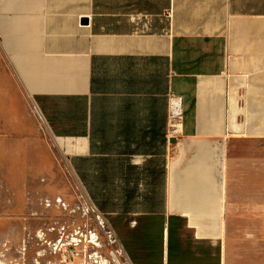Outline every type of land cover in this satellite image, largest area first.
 <instances>
[{"label":"crops","instance_id":"crops-1","mask_svg":"<svg viewBox=\"0 0 264 264\" xmlns=\"http://www.w3.org/2000/svg\"><path fill=\"white\" fill-rule=\"evenodd\" d=\"M51 149L134 264H192L223 232L264 264V0H0V208Z\"/></svg>","mask_w":264,"mask_h":264},{"label":"rangeland","instance_id":"rangeland-1","mask_svg":"<svg viewBox=\"0 0 264 264\" xmlns=\"http://www.w3.org/2000/svg\"><path fill=\"white\" fill-rule=\"evenodd\" d=\"M47 161V172L35 175L26 190L13 191V183L2 181L0 264H89L94 258L90 255L96 253L102 256V264H116L111 251L119 246L109 236V224H101L97 218L81 181L56 150L51 149ZM110 223L124 245L126 225ZM229 235L234 232H223L219 239L195 238L197 256L192 264H222L225 243V264H253L257 258H253L251 240H235ZM60 240L66 243L61 250ZM239 247L241 252L236 253ZM261 258L259 255L258 260L264 256Z\"/></svg>","mask_w":264,"mask_h":264},{"label":"built area","instance_id":"built-area-1","mask_svg":"<svg viewBox=\"0 0 264 264\" xmlns=\"http://www.w3.org/2000/svg\"><path fill=\"white\" fill-rule=\"evenodd\" d=\"M169 102H170V133L171 135L175 136L181 132V125L183 124V120L185 118V104H184V97L180 94H176L175 92H170L169 95ZM34 111L40 117V112L37 109V106H34ZM41 118V117H40ZM89 203L93 210L97 213V218L99 219L101 224L108 223L110 226L109 236L113 239L114 243H117L119 248L113 249L111 251L112 258L116 264H134L130 256L128 255L124 245L119 241L118 235L114 230L113 226L111 225L109 219L100 212L96 206L89 200ZM79 240V239H78ZM61 242V240H60ZM120 242V244H119ZM73 243V242H72ZM79 242L75 241V245H78ZM66 246L65 242H61L59 249H63ZM90 257H94L92 262L89 264H102L101 255L97 253L94 256L90 255ZM73 264V263H71ZM85 264V263H84Z\"/></svg>","mask_w":264,"mask_h":264},{"label":"bare ground","instance_id":"bare-ground-1","mask_svg":"<svg viewBox=\"0 0 264 264\" xmlns=\"http://www.w3.org/2000/svg\"><path fill=\"white\" fill-rule=\"evenodd\" d=\"M196 164H197V163H196ZM198 165H199V164H198ZM200 165H201V164H200ZM196 166H197V165H196ZM196 166L194 165L195 168H196ZM194 167H193V168H194ZM188 168H189V167H188ZM205 168L207 169V167H205ZM208 168H209V166H208ZM198 169H199L198 171H199L200 173H201V170L204 171V169H203L202 167H201V168H198ZM200 169H201V170H200ZM187 170L189 171V169H187ZM195 170L197 171V169H195ZM195 170H193V172H194ZM203 171H202V174L199 173L200 175H198V173L196 172L195 175H196V176L198 175L199 177H200L201 175L204 176V174H203L204 172H203ZM205 171H206V170H205ZM191 172H192V171H191ZM205 173H206V172H205ZM191 174H192V173H191ZM193 174H194V173H193ZM193 174H192V176H193ZM207 176H208V175H206V177H207ZM209 177H210V176H209ZM209 177L206 178L205 181L210 180ZM210 178L212 179V177H210ZM192 179H193V178H192ZM200 179H201V180H204V177H202V178H200ZM207 179H208V180H207ZM198 180H199V179H198ZM198 180H195V182L197 181L196 183L193 182V183H194V186H196V185H201V184L206 186V182H205V181H202V182H201V180H200V182H199ZM212 180H213V179H212ZM212 180H211V181H212ZM191 181H192V180H191ZM208 182H209V181H208ZM188 184H189V183H188ZM188 184H187V186H188ZM191 184H192V183H191ZM212 184H213V182L211 183V185H212ZM214 184H215V183H214ZM214 184H213V185H214ZM213 185H212V186H213ZM212 188H213V187H212ZM212 188H211V189H212ZM214 188H215V187H214ZM190 190H191V189H190ZM196 190H197V189H196ZM196 190H194V191H195L196 193L200 194V195L203 193V192L201 193L200 190H199L200 193H199V191H196ZM204 190H205V188H204ZM215 190H216V189H215ZM202 191H203V190H202ZM190 192H191V191H190ZM208 192H209V191H207L206 193H208ZM204 194H205V193H204ZM204 194H202V195H204ZM197 196H198V195H197ZM206 196H207V194H206ZM206 196H205V197H206ZM212 196H213V195H212ZM183 198H184V196H183ZM185 198H186V197H185ZM188 198H189V196H188ZM200 198H201V197H200ZM210 198H211V197H209V200H210ZM190 199H191V198H190ZM202 199H203V198H202ZM207 199H208V197H207ZM211 199L214 200L213 197H212ZM215 199H216V197H215ZM198 200H199V199H198ZM212 200H211V201H212ZM216 200L218 201V198H217ZM191 201H192V200H191ZM199 201L202 203V201L204 202V199H203V200L200 199ZM206 201H208V200H206ZM206 201H205V203H204L205 205H206V203H207ZM211 201H210V203H211ZM184 202H185V201H184ZM213 202H214V201H213ZM218 202H219V201H218ZM218 202H217V203H218ZM187 203H189V202H187ZM194 203H195V202H193V204H194ZM214 203H215V202H214ZM217 203H215V204H217ZM185 204H186V203H185ZM185 204H184L183 208H184V211H186L185 213H187V214H191V213H192V214H195V215H196V214H199V215H203V216H213V214H211L212 211H214V210H211L212 207L210 208L209 206H208V207L203 206V205H204L203 203H202V204H203V205H202L203 207H202L201 205H200L201 207H200V206L198 207V206H195V204H194V206H192L193 208H192L191 206H188L187 204H186V205H185ZM207 204L209 205V203H207ZM212 204H213V203H212ZM212 204H211L210 206H212ZM190 205H191V204H190ZM217 206H218V205H217ZM215 208H216V207H215ZM215 208H212V209H215ZM218 208H219V206L217 207V210H215V212L218 211ZM213 213H214V212H213ZM192 214H191V215H192ZM214 214H217V212L214 213ZM189 216H190V215H189ZM193 216H194V215H193ZM191 218H193V217L191 216Z\"/></svg>","mask_w":264,"mask_h":264}]
</instances>
